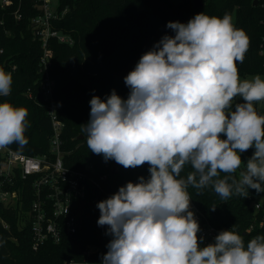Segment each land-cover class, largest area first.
<instances>
[{
    "label": "clouds",
    "instance_id": "1",
    "mask_svg": "<svg viewBox=\"0 0 264 264\" xmlns=\"http://www.w3.org/2000/svg\"><path fill=\"white\" fill-rule=\"evenodd\" d=\"M167 27L175 35L163 36L124 78L128 98L115 90L105 100L93 96L82 128L87 147L105 161L125 169L149 165V178L97 204V223L112 237L102 264H264V235L245 246L234 226L201 247L187 191L211 186L225 201L247 197L249 188L264 192V115L254 106L264 101V79L241 80L237 67L250 38L230 14L201 12ZM12 83L0 68V96L10 94ZM236 97L243 103L233 110ZM27 116L24 107L0 103V150L27 145ZM250 148L254 154L237 178L245 164L240 154ZM186 165L193 171L180 178Z\"/></svg>",
    "mask_w": 264,
    "mask_h": 264
},
{
    "label": "trees",
    "instance_id": "2",
    "mask_svg": "<svg viewBox=\"0 0 264 264\" xmlns=\"http://www.w3.org/2000/svg\"><path fill=\"white\" fill-rule=\"evenodd\" d=\"M67 13L58 22L57 28L70 33L73 45L53 40L54 59L51 75L56 81L55 94L61 103L60 116L65 122L63 131L64 162L67 166L85 170L96 183L90 184V195L74 203L78 229L72 235H64L60 242L47 240L38 250L32 247V222L29 210L35 197L32 178L23 179L19 174L15 184L9 186L19 191L15 205H0V264H65L75 259L82 261L89 246L97 248L90 260L102 264L107 245L112 237L108 226H99L100 211L97 204L118 192L128 182L137 183L140 177L149 178V165L125 169L114 160L105 161L87 147L83 125L90 120V100L99 96L105 100L113 90L122 99H127L130 89L124 78L132 71L141 56L152 50L163 36H174L168 22L187 23L196 14L209 16H235L234 24L243 29L250 38V46L243 63L237 62L239 76L264 73V0H204L196 6L194 0H59ZM33 12L25 11L16 19L11 10H0V68L12 71V89L8 96H0L15 107L28 110L29 127L25 131L28 141L23 149L10 145L29 155L51 153L50 137L52 124L39 86L38 58L41 46L30 28ZM263 51V52H262ZM32 88L38 100L29 96ZM237 97L233 101H236ZM257 110V105H254ZM226 139V137H222ZM255 149L241 153L245 164L234 175L244 171ZM3 157L0 154V164ZM113 166L118 173L110 176ZM193 171L186 165L180 178ZM226 175L221 173L220 178ZM264 186V185H262ZM192 201L208 221L219 228L234 229L243 236L245 246L264 230L259 226L246 232L252 223L259 221L260 212L253 206L254 189L248 196L234 194L222 200L211 186L197 190L187 189ZM212 210L211 208H214ZM5 224L7 226H5ZM214 241H207L202 247Z\"/></svg>",
    "mask_w": 264,
    "mask_h": 264
},
{
    "label": "built area",
    "instance_id": "3",
    "mask_svg": "<svg viewBox=\"0 0 264 264\" xmlns=\"http://www.w3.org/2000/svg\"><path fill=\"white\" fill-rule=\"evenodd\" d=\"M0 10H11L16 19H21L25 11L33 12L30 28L42 50L38 58L39 78L36 84L51 119V153L29 155L11 146L0 150L3 157L0 164V205H15L18 202V188L9 187L15 184L18 174L26 180L32 178L35 197L28 214L32 222V247L38 250L47 240L60 242L64 235H72L77 231L78 220L73 210L74 203L90 195L91 182L97 184L85 170L69 167L64 162L65 122L59 113L61 103L56 97V81L51 75L54 59L52 41L73 45L75 39L70 33L57 28L58 22L67 13V8L62 9L59 0H0ZM2 53L3 48H0V55ZM15 68L14 65L5 71L12 74ZM28 94L38 100L32 88L28 89ZM253 206L260 212V217L259 221L252 223L247 229L248 233L258 226L264 230V192L255 194ZM190 210L194 212L200 225L198 236L203 238L201 247L207 241H214L220 231L230 230L212 225L192 200ZM96 250V247L89 246L82 261L71 259L65 261V264H94L90 257Z\"/></svg>",
    "mask_w": 264,
    "mask_h": 264
},
{
    "label": "rangeland",
    "instance_id": "4",
    "mask_svg": "<svg viewBox=\"0 0 264 264\" xmlns=\"http://www.w3.org/2000/svg\"><path fill=\"white\" fill-rule=\"evenodd\" d=\"M174 1L177 2L179 0H174ZM202 1L204 3V0H202ZM234 20H235V16H233V22H234ZM256 75H260L261 78L264 79V73H262V74H246V75H241L239 77L241 80H244V79H252ZM235 103H243L242 98L237 97L236 101L234 102V105H235ZM234 105H233V110H234ZM256 105H257V112L261 115H264V101L257 102ZM202 242L203 241H201V245H202Z\"/></svg>",
    "mask_w": 264,
    "mask_h": 264
},
{
    "label": "water",
    "instance_id": "5",
    "mask_svg": "<svg viewBox=\"0 0 264 264\" xmlns=\"http://www.w3.org/2000/svg\"><path fill=\"white\" fill-rule=\"evenodd\" d=\"M195 1V5L196 6H202L203 5V1L202 0H194ZM254 4L257 5L258 4V0H254ZM118 173V167L117 166H113L110 171L109 174L110 176L114 175Z\"/></svg>",
    "mask_w": 264,
    "mask_h": 264
}]
</instances>
